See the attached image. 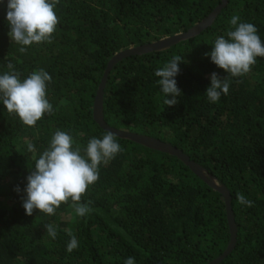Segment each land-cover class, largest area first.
I'll use <instances>...</instances> for the list:
<instances>
[{
  "label": "trees",
  "instance_id": "trees-1",
  "mask_svg": "<svg viewBox=\"0 0 264 264\" xmlns=\"http://www.w3.org/2000/svg\"><path fill=\"white\" fill-rule=\"evenodd\" d=\"M219 1L59 0L52 42L20 53L8 35L7 0H0V74L9 61L21 79L43 68L52 77L53 105L52 114L29 127L0 102V264H124L128 257L135 264H203L221 253L229 237L221 194L174 155L118 136L123 151L99 166V179L81 199L91 202L89 214L78 217L70 200L51 216L39 210L28 216L22 207L26 177L56 130L71 134L82 150L105 133L91 109L107 59L185 30ZM233 15L256 25L264 44V0H227L196 35L116 61L102 88V116L110 126L178 147L227 188L235 242L216 264H264V58L231 77L205 56L226 36ZM173 56L184 58L175 77L182 95L168 107L155 71ZM213 72L230 81L215 103L205 94ZM238 193L253 205L240 204ZM46 224L56 226L55 239ZM69 228L79 241L71 253Z\"/></svg>",
  "mask_w": 264,
  "mask_h": 264
},
{
  "label": "clouds",
  "instance_id": "clouds-1",
  "mask_svg": "<svg viewBox=\"0 0 264 264\" xmlns=\"http://www.w3.org/2000/svg\"><path fill=\"white\" fill-rule=\"evenodd\" d=\"M58 3L59 0H7L5 19L10 28L8 35L12 42L21 45L20 53H25L33 44L52 42L60 22L55 11ZM239 21L240 17L233 15L226 36H218L211 52L205 53L214 65L231 77L246 75L258 57L264 58V44L257 26ZM181 62L184 58L173 56L155 71L159 77L157 83L166 97L163 103L168 107L178 104V97L182 95L175 79L180 73ZM7 68L9 71L0 74V102L9 114H15L23 124L34 127L45 114L53 113V105L47 98V86L52 77L40 68L21 79L22 74L12 62L7 63ZM229 87L230 81L226 76L221 78L213 72L205 94L210 102L215 103L222 94H228ZM74 144L73 136L65 131L56 130L51 136L48 147L36 159L34 169L26 177L27 185L23 190L26 196L22 199L26 215L31 216L33 210L54 215L60 205L67 204L69 200L78 217L92 211L89 207L91 202L84 204L81 199L89 186L99 179V166L107 164L123 149L111 131H105L102 138L89 139L83 150ZM27 149L35 152L32 143L27 144ZM14 190L20 191L19 187ZM237 201L248 207L253 205L243 194H237ZM45 229L52 239L57 237L56 226L46 224ZM65 231L70 237L66 250L71 253L78 248L79 241L71 228ZM124 264H135V260L128 257Z\"/></svg>",
  "mask_w": 264,
  "mask_h": 264
},
{
  "label": "water",
  "instance_id": "water-1",
  "mask_svg": "<svg viewBox=\"0 0 264 264\" xmlns=\"http://www.w3.org/2000/svg\"><path fill=\"white\" fill-rule=\"evenodd\" d=\"M226 1L227 0H220L205 16L193 23L191 26L187 27L185 30L177 31L144 43L129 45L115 51L107 59L105 66L102 70L101 76L94 92L91 109L93 120L98 124V126H100L105 131H111L118 137L129 139L148 148L174 155L176 158L182 161L205 184H207L209 187L221 194L224 202L225 218L229 233L228 241L225 248L221 251L220 254L203 264L218 263L225 255L230 252L235 242V223L230 208V196L227 188L221 182H219L212 174L207 172L205 168L191 160L178 147L172 145L171 143L160 140L157 137L145 133L133 132L108 125L104 121L102 116V88L109 69L116 61L129 55L141 54L152 50L162 49L173 45L181 40H185L189 37L196 35L203 28L210 24L216 13L226 3Z\"/></svg>",
  "mask_w": 264,
  "mask_h": 264
}]
</instances>
